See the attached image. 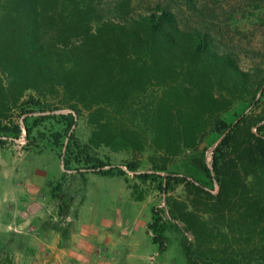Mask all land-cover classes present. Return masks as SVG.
<instances>
[{
  "label": "trees",
  "instance_id": "1",
  "mask_svg": "<svg viewBox=\"0 0 264 264\" xmlns=\"http://www.w3.org/2000/svg\"><path fill=\"white\" fill-rule=\"evenodd\" d=\"M138 1L0 0V146L22 134L28 139L45 119L61 121L68 131L86 112L91 146L132 154L150 150L157 171L186 149L209 175L200 144L217 133L211 167L219 191L212 211L240 197L239 223L250 235L264 209V108L251 122L242 116L229 123L223 114L236 101L257 103L264 68L261 78H251L230 51L219 49L207 25L182 24L175 0L144 7ZM181 1L190 13L201 12L196 0ZM60 135L54 132L53 143ZM67 136L73 142V134ZM84 161L101 175H113L98 160ZM187 186L196 196L203 191ZM60 187L58 182L52 191L65 213L69 202L57 194ZM180 215L194 222V212ZM148 227L162 251L165 226L154 218ZM186 255L195 264L188 249ZM0 264L13 263L4 256Z\"/></svg>",
  "mask_w": 264,
  "mask_h": 264
},
{
  "label": "rangeland",
  "instance_id": "2",
  "mask_svg": "<svg viewBox=\"0 0 264 264\" xmlns=\"http://www.w3.org/2000/svg\"><path fill=\"white\" fill-rule=\"evenodd\" d=\"M153 2L139 0L138 4L152 6ZM173 2L182 8V24L207 25L220 50L230 51L251 78H261L264 0H196L201 10L196 13H190L181 0ZM255 96V104L250 99L236 101L223 114L226 122L242 116L255 120L264 108V92L260 95L258 90ZM54 132L61 134L57 143H53ZM90 133L84 112L68 131L61 121L45 119L33 127L28 139L22 134L0 146V258L7 256L13 264H190L188 249L195 264H264V209L250 235L247 226L239 223L244 204L240 197L232 198L218 213L212 211L219 191L211 167L212 149L220 138L217 133L200 144L209 175L194 164L189 150L182 149L165 170L157 171L150 150L132 154L93 147L88 144ZM86 156L102 162V169H111L115 175L94 174L99 168H89ZM132 162L135 170L129 169ZM119 173L137 202L129 198ZM58 182L57 194L69 202L65 213L52 191ZM187 183L203 191L196 196ZM78 205L76 225L80 227L92 223L102 228L105 218H112L111 242L92 241L91 254L69 238ZM184 211L194 212V222L187 218L191 225L180 215ZM154 218L165 226L162 251L152 240L155 230L148 227Z\"/></svg>",
  "mask_w": 264,
  "mask_h": 264
},
{
  "label": "crops",
  "instance_id": "3",
  "mask_svg": "<svg viewBox=\"0 0 264 264\" xmlns=\"http://www.w3.org/2000/svg\"><path fill=\"white\" fill-rule=\"evenodd\" d=\"M90 173H93V172H90ZM94 174H99V173H94ZM114 175H102V176H114ZM117 176L122 177L125 187L128 191L129 198L135 202L136 200L133 197L131 188L126 183V180L124 179V177L122 175H117ZM78 204H79V201H78ZM79 206L80 205L77 206L76 214H75V217L73 218V222H72L73 224H72V229L70 232L71 234L69 238L75 244H77L78 242L80 247H87L88 253L91 254V253H94L93 244L91 243L92 241L96 240V241H99V243L107 242V241L111 242L112 237L108 233V225L111 224L112 218H105V221H103L102 223L103 224L102 228H98L92 223H89L88 225H84V227H80L81 224L76 225V222L79 220L78 213H77V210L80 208ZM67 237H68V233H67Z\"/></svg>",
  "mask_w": 264,
  "mask_h": 264
},
{
  "label": "built area",
  "instance_id": "4",
  "mask_svg": "<svg viewBox=\"0 0 264 264\" xmlns=\"http://www.w3.org/2000/svg\"><path fill=\"white\" fill-rule=\"evenodd\" d=\"M123 169H125V166H123Z\"/></svg>",
  "mask_w": 264,
  "mask_h": 264
}]
</instances>
